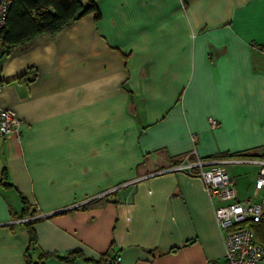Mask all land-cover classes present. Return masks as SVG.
Wrapping results in <instances>:
<instances>
[{"label": "crops", "instance_id": "obj_1", "mask_svg": "<svg viewBox=\"0 0 264 264\" xmlns=\"http://www.w3.org/2000/svg\"><path fill=\"white\" fill-rule=\"evenodd\" d=\"M96 4L98 18L86 13L0 57L4 81L37 68L0 91L22 130L19 141L0 136V264L24 262L21 194L39 218L33 261L75 251L43 264H98L102 254H120L119 264H218L216 202L200 176L170 168L185 155L264 157V0ZM226 168L237 198L264 209L258 165Z\"/></svg>", "mask_w": 264, "mask_h": 264}, {"label": "built area", "instance_id": "obj_2", "mask_svg": "<svg viewBox=\"0 0 264 264\" xmlns=\"http://www.w3.org/2000/svg\"><path fill=\"white\" fill-rule=\"evenodd\" d=\"M11 0H0V31L5 26L6 16ZM5 82L0 79V91ZM209 125L216 121L209 118ZM14 134L19 141L22 137L21 120L15 110L0 104V136ZM244 162L258 165L254 187L262 190L264 200V157H217L183 160L172 166V170H183L201 177L204 188L214 205V216L222 231L224 241V258L218 264H264V246L256 241L252 227L257 222L264 223L263 204L241 201L237 198L235 182L227 171L231 163ZM218 202V203H217ZM26 218H21L23 221ZM120 254L106 257L104 264H119Z\"/></svg>", "mask_w": 264, "mask_h": 264}, {"label": "trees", "instance_id": "obj_3", "mask_svg": "<svg viewBox=\"0 0 264 264\" xmlns=\"http://www.w3.org/2000/svg\"><path fill=\"white\" fill-rule=\"evenodd\" d=\"M93 12L94 17L100 16V11L96 0H11L8 14L6 16L5 26L0 31V57L16 47L25 46L33 38L40 34H55L60 31L69 22L80 18L86 13ZM37 74L35 66H28L24 72L14 77L12 80L4 81H31ZM255 155L249 152H223L219 154L222 157H238L243 155ZM258 155V154H257ZM1 183L11 185L2 179ZM23 202V212L18 218H26L21 221L26 226L28 232V246L24 251L23 264H43L45 259L50 256H56L65 261H71L75 251L64 255L41 252L38 259L33 261L29 250L36 244L35 231L33 223L38 217L34 213H26L30 208L27 200L21 194ZM258 233L264 238V223H255ZM106 254H102L96 262L104 264Z\"/></svg>", "mask_w": 264, "mask_h": 264}, {"label": "rangeland", "instance_id": "obj_4", "mask_svg": "<svg viewBox=\"0 0 264 264\" xmlns=\"http://www.w3.org/2000/svg\"><path fill=\"white\" fill-rule=\"evenodd\" d=\"M83 1H87V0H83ZM244 168H245L244 170H248V171H249V167H244ZM247 175L249 176V172H247L246 176H247ZM248 176H247V177H248Z\"/></svg>", "mask_w": 264, "mask_h": 264}]
</instances>
